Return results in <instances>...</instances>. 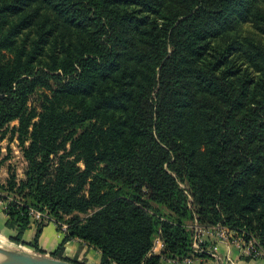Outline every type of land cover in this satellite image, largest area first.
Segmentation results:
<instances>
[{
  "label": "trees",
  "instance_id": "obj_1",
  "mask_svg": "<svg viewBox=\"0 0 264 264\" xmlns=\"http://www.w3.org/2000/svg\"><path fill=\"white\" fill-rule=\"evenodd\" d=\"M6 139L26 162L0 181L11 242L65 224L52 258L77 240L182 264L205 256L197 222L264 254V0H0Z\"/></svg>",
  "mask_w": 264,
  "mask_h": 264
},
{
  "label": "crops",
  "instance_id": "obj_2",
  "mask_svg": "<svg viewBox=\"0 0 264 264\" xmlns=\"http://www.w3.org/2000/svg\"><path fill=\"white\" fill-rule=\"evenodd\" d=\"M4 149H2L3 151ZM6 206L0 205V245H7L6 239L14 236V232L6 227L7 216L4 213ZM37 225H32L24 235L23 243L13 244V249L26 251L29 253L41 254L50 256L52 255L62 243L64 235L60 233L54 223H48L44 226L42 233L39 237L38 252H36L29 244L34 240L36 235ZM204 249L212 252L215 246L218 247L217 252L212 254H204V257L197 258L192 264H264V257L252 258L244 255V253L232 242H218L214 238H210L204 242ZM29 249V250H26ZM51 257V256H50ZM63 257L69 261L86 260L88 264H99L101 255L99 252L89 249L88 246L82 244L80 241H70L64 245ZM167 263V262H166ZM172 264V263H168Z\"/></svg>",
  "mask_w": 264,
  "mask_h": 264
},
{
  "label": "built area",
  "instance_id": "obj_3",
  "mask_svg": "<svg viewBox=\"0 0 264 264\" xmlns=\"http://www.w3.org/2000/svg\"><path fill=\"white\" fill-rule=\"evenodd\" d=\"M4 204L5 206L7 203L0 200V205ZM33 223L41 221L44 217L48 218L47 215L40 213L38 211L32 210L31 212ZM67 230V226L65 224L61 225V233ZM210 238H214L218 240V242H232L234 243L240 250L244 253V255L252 257V258H260L264 257V254L257 252L255 247L254 241H249L248 243L245 240V236H239L236 232L231 231L230 229L223 227V226H216L211 228H206L201 225H197L195 228V236H194V243L193 248L195 253H205V254H214L217 252L218 247L215 246L212 252H208L205 249H202L201 245L204 244ZM164 249V244L160 239H157L152 250V254L159 255L161 251ZM195 259L187 258L185 259L182 264H192ZM162 262L177 264V261L169 260L162 258Z\"/></svg>",
  "mask_w": 264,
  "mask_h": 264
},
{
  "label": "rangeland",
  "instance_id": "obj_4",
  "mask_svg": "<svg viewBox=\"0 0 264 264\" xmlns=\"http://www.w3.org/2000/svg\"><path fill=\"white\" fill-rule=\"evenodd\" d=\"M244 31H247L246 27L244 28ZM14 125H17V123H13L11 127ZM0 145L2 149H4L2 153V158L7 157V156L9 157V159L5 162V164L2 166L0 170V181L2 183H5L8 180L9 169L14 170L19 179L23 178L24 171L26 168V162L24 161L22 152L20 150V147L18 146V141L15 140L13 142H10L9 140L6 139L0 142ZM9 149H11V152L9 151ZM187 225H188L187 226L188 230L190 232L193 231L194 236H195V228L198 225V223L197 222H187ZM6 243L7 245H5V247H9L13 249L12 247L13 244H11V242L8 239H6ZM26 250H29V249L26 248ZM78 262L88 264L85 259L78 261ZM99 264H101V261ZM162 264H168V263L162 262Z\"/></svg>",
  "mask_w": 264,
  "mask_h": 264
},
{
  "label": "water",
  "instance_id": "obj_5",
  "mask_svg": "<svg viewBox=\"0 0 264 264\" xmlns=\"http://www.w3.org/2000/svg\"><path fill=\"white\" fill-rule=\"evenodd\" d=\"M0 264H78L50 256L0 246Z\"/></svg>",
  "mask_w": 264,
  "mask_h": 264
},
{
  "label": "bare ground",
  "instance_id": "obj_6",
  "mask_svg": "<svg viewBox=\"0 0 264 264\" xmlns=\"http://www.w3.org/2000/svg\"><path fill=\"white\" fill-rule=\"evenodd\" d=\"M1 246V245H0Z\"/></svg>",
  "mask_w": 264,
  "mask_h": 264
}]
</instances>
